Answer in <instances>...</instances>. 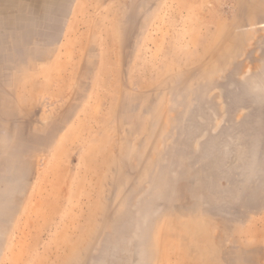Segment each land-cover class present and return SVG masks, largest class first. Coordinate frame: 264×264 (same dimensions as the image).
I'll return each mask as SVG.
<instances>
[{"label": "rangeland", "instance_id": "rangeland-1", "mask_svg": "<svg viewBox=\"0 0 264 264\" xmlns=\"http://www.w3.org/2000/svg\"><path fill=\"white\" fill-rule=\"evenodd\" d=\"M0 264H264V0H0Z\"/></svg>", "mask_w": 264, "mask_h": 264}]
</instances>
